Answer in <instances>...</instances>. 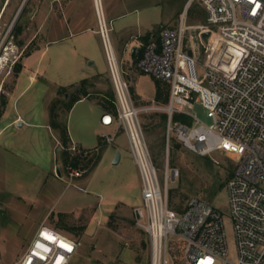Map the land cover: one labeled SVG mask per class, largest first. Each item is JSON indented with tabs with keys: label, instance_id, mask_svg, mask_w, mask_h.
Here are the masks:
<instances>
[{
	"label": "rangeland",
	"instance_id": "obj_1",
	"mask_svg": "<svg viewBox=\"0 0 264 264\" xmlns=\"http://www.w3.org/2000/svg\"><path fill=\"white\" fill-rule=\"evenodd\" d=\"M185 1L131 0L132 12L126 19L141 27L155 23L154 29L158 31L161 27L174 23ZM40 5L41 0H0V100L3 97L6 100L3 110L5 113L2 117L3 112L0 114V126L11 121L17 114L25 121L34 123L22 126L11 123L0 136V143L6 140L14 149L13 152L5 153L3 173H0V209L3 210V215L0 213V264H14L20 258L34 229L38 227L40 218L50 208L51 211L66 212H51L46 216V223L79 242L70 264H148V237L136 224L134 213V208L140 204L139 176L129 152L126 135L120 129L121 132L118 131V136L114 137L115 142L103 141L98 144L97 133L104 129L95 127L94 130L93 117L103 112L95 100L99 97L96 91L113 90L110 77L107 75L99 79V87H87L90 96L78 100L70 109L66 107L74 88L62 84L71 79L67 76L66 69L71 65L69 61L62 60V63L59 61L52 67L48 64V74H44L46 62L51 57L53 60L57 51L61 50L57 55L59 57L62 49L59 45L45 44L42 34L34 38L35 30L42 26ZM189 9L187 8L186 23H203V12L196 1H191ZM170 18L173 23L160 24ZM104 20L106 26L110 27L106 15ZM95 22L98 29V23L96 20ZM198 31V27L189 28L185 39L187 42H195V67L202 81L204 47L196 37ZM190 35L194 38L191 39ZM109 37L111 40V31ZM206 38L203 37L205 42ZM90 42L96 65L107 68L99 34ZM37 44L40 46L39 50L28 57ZM215 46L218 47V42L212 35L208 52L213 51ZM45 47L46 50L37 62ZM224 54L225 61L226 56L235 58L228 47ZM23 59L25 65L32 67L31 70L36 66V72L31 77V70H25L15 85L19 75V72H15V67L17 64L23 66ZM225 65L223 63L218 66L224 68ZM146 75L148 77L139 79L145 91L153 86L154 79L149 74ZM14 85L15 90L9 99V92ZM62 87L66 88L59 91ZM134 103L136 106L150 107L140 112L139 118L161 184L165 158L170 167L178 169L179 176L169 181L171 205L180 207L187 198L197 197L218 207L223 215L228 256L234 259L235 244L225 182L234 170L237 154L215 151L210 155H199L182 146L173 137L167 142L165 125L160 123L158 116L162 111L153 108L159 102L152 100L138 104L134 100ZM51 111L55 117H52ZM191 111L202 122H210L200 104L194 102ZM47 122L50 130L45 126ZM52 122L65 125L75 146L87 151V155L94 160V156L102 154L95 168H92L93 164L86 165L80 169V176L70 177L61 161L63 147L59 130L52 126ZM77 139H81L79 144L75 142ZM116 151L121 153V159L114 164Z\"/></svg>",
	"mask_w": 264,
	"mask_h": 264
},
{
	"label": "built area",
	"instance_id": "obj_2",
	"mask_svg": "<svg viewBox=\"0 0 264 264\" xmlns=\"http://www.w3.org/2000/svg\"><path fill=\"white\" fill-rule=\"evenodd\" d=\"M191 1L205 11V23L197 26L196 34L204 47L202 81L195 67V42L191 40L192 46L185 39L193 26L187 25L182 14L176 26L161 27L157 38L138 39L132 53L139 71L168 86L167 102L153 106L166 114L167 142L173 137L199 155L215 151L237 154L234 170L225 182L234 259L228 256L218 207L197 197L187 198L180 207L171 205L169 181L179 176L178 169L170 167L165 158L161 184L139 118V113L150 107L135 105L102 10L94 0L115 106L114 111L100 115V124L124 132L137 167L140 204L134 213L136 224L148 237V264H264V0L187 3ZM212 35L218 47L208 52ZM226 47L235 54L234 59L226 56L227 61L223 60ZM216 63L226 65L222 68ZM194 102L205 109L209 123L191 111ZM176 113L186 115L189 122L174 119ZM116 133L102 134L101 139L110 143ZM68 150L88 154L74 144ZM81 173L75 168L69 171L70 177ZM78 245L75 238L41 223L14 264H70Z\"/></svg>",
	"mask_w": 264,
	"mask_h": 264
},
{
	"label": "crops",
	"instance_id": "obj_3",
	"mask_svg": "<svg viewBox=\"0 0 264 264\" xmlns=\"http://www.w3.org/2000/svg\"><path fill=\"white\" fill-rule=\"evenodd\" d=\"M187 1L188 0L184 2L178 17L174 20V23H173V19L170 18V19L165 20L164 22H161L160 24L173 23L170 25L176 26L177 25L176 21L178 20L181 14L184 15L185 19L187 20V8L189 9L190 7V4L187 3ZM97 4H98V8H99V5H100V8L102 7L101 10H102L104 19H105V15L109 18L110 27L107 26V28L109 29V31H111L112 42L111 40L110 42L113 47L114 53L118 57L117 59L124 72V77L126 75L125 79L129 83L131 93H132L134 100L138 104H144L149 101L155 100L154 99L155 82H153L154 79L150 78L151 80L153 79L152 80L153 86L150 89L148 88L147 91H145L139 79L142 77H148V75L142 74L141 71H139L135 67L134 65L135 57L132 53V48L138 39L140 38L145 39L147 35H148V38H157L159 35L160 29L158 31L154 29L156 26L155 23L152 25L148 24L145 27H141V26H138V24L133 25L130 22V20H127L126 17H128L130 13L132 12L131 0H99V2L97 0ZM40 6L42 7V15H41V20H40V22H42V26L38 27L35 30L34 38H36L38 34H42V37L45 40L44 41L45 44H48V45L55 44L56 46L59 45L60 48L62 49V52L59 54V57L57 55L61 50L57 51L58 52L57 54H55V51H54L55 57H53V60L51 57L49 58L48 62H46L45 67H44L45 68L44 74L46 75L48 74L46 73L47 66L49 68L50 67L49 65H51L52 67L53 65L58 64L59 61L60 63H62V61L63 62L69 61L68 63L71 66L66 69H67V76L71 77V79H68L65 82V84H62L63 86L74 85L73 83L76 81L79 82L81 79H87L89 83L88 87H99L100 82L98 80L101 79L102 77H107V75L109 74H108V70L106 67H102V65H99V66L96 65L95 60L93 59L94 50H93L92 43L90 41H92L94 37L98 36L99 34V27L98 29L95 27V23H96L95 20L97 21V15H96V7H95L94 0H41ZM201 9L203 12V23H204L205 11L203 10L202 7ZM190 14L192 17L193 10L190 11ZM203 23H199V24L194 23L191 25L188 23L187 24L193 27H197ZM191 45L194 46L192 41H191ZM39 48L40 46L39 44H37L35 48L33 49V51H31L28 54V57L35 54L39 50ZM44 50H46V47L40 52L37 62L39 58L41 57L42 53L44 52ZM63 51H64V54H63ZM24 60L25 59H23V66H21V69L19 71V75L16 79L15 85L17 84V80L19 76L22 74V72H25V70L29 71L32 69V67L25 65ZM35 72H36V66L34 70H31L29 72V75L33 77ZM15 85L12 91L9 92V99L13 91L15 90ZM167 89H168V86H167ZM96 92L98 96H101L102 93L106 91L97 90ZM9 99H8L7 104L9 103ZM95 100L97 102V98ZM105 111L106 110L103 109V112ZM4 113L5 111L3 112L1 117L4 115ZM101 114H98V115L96 114L93 117L94 119L93 125H94V130H95V127H101L104 129L100 133H97V136H99L101 140V144H102L103 140L101 139V135L105 133L114 134L116 133V128L113 125H108V126L101 125L100 124ZM18 122H20V125H18ZM11 123L16 124L17 126H22L24 124H34L28 121H25L20 115L17 114L11 121L0 126V136L2 135V132L4 131V129H6L7 125ZM45 126L49 130L51 129L48 122L45 123ZM119 132L117 131L115 137L118 136ZM69 138H70L71 144H74L70 136ZM80 141L81 139L75 140L76 144H79ZM113 141L115 142V139ZM76 147L78 148V145H76ZM13 151H14L13 146L8 144L6 140H3L0 143V173L1 174L3 173L2 166H3L5 153L13 152ZM101 158H102V154L99 156L98 160L92 166V168L96 167V165L100 162ZM120 159H121V153L119 156V161ZM51 212H58V214H62L66 212V210H57V211L52 210L51 211V208L46 210L44 215L39 220V225L41 223H45L51 226L45 221L46 216L50 214ZM51 227L55 228L54 226H51ZM37 228L34 229L33 235Z\"/></svg>",
	"mask_w": 264,
	"mask_h": 264
},
{
	"label": "trees",
	"instance_id": "obj_4",
	"mask_svg": "<svg viewBox=\"0 0 264 264\" xmlns=\"http://www.w3.org/2000/svg\"><path fill=\"white\" fill-rule=\"evenodd\" d=\"M20 28H17V31H19ZM145 39H148V35L146 36ZM21 69V66L19 64H17V66L15 67V72L18 73ZM155 82V101L159 102V103H165L168 100V89L167 86L157 80L154 79ZM89 83L87 81V79H81L77 84L71 85L70 87L74 88V90L71 92L70 94V101L69 104L66 105V107L68 109L71 108V106L75 103V101L90 96V92L87 89ZM66 87H62L59 91L63 90ZM131 90V89H130ZM97 103L102 107V109L109 111V110H113L115 109L114 106V92L113 90H108L106 92H103L101 96H99L97 98ZM6 105V100L3 98H1L0 100V114H2L3 110H4V106ZM52 117H55L54 112L51 111ZM159 119H160V123L165 125L166 122V114L161 112L160 114H158ZM173 118L176 120H182L184 122H189V118L184 115V114H180V113H176L173 115ZM52 126L56 129L59 130V134H60V140H61V145H62V157H61V161L62 164L64 166V168L66 169L67 172L70 171V169H82L84 168L86 165L89 164H95L96 161L98 160V156H94L95 160L93 157L89 156V155H82L80 153H74L72 154L69 150V144H70V138L66 129L65 125H61L57 122H52ZM98 144H101V140L100 138L98 139ZM171 191V190H170Z\"/></svg>",
	"mask_w": 264,
	"mask_h": 264
},
{
	"label": "water",
	"instance_id": "obj_5",
	"mask_svg": "<svg viewBox=\"0 0 264 264\" xmlns=\"http://www.w3.org/2000/svg\"><path fill=\"white\" fill-rule=\"evenodd\" d=\"M204 35L206 36L207 33H205ZM18 125H20V122H18ZM58 149H59V148H58ZM119 156H120L119 151H116L115 156H114V159H113V163H114V164L117 163V162L119 161ZM56 172H57L58 175L60 174V172H59L58 169L56 170ZM0 213L3 215V210L0 209Z\"/></svg>",
	"mask_w": 264,
	"mask_h": 264
},
{
	"label": "bare ground",
	"instance_id": "obj_6",
	"mask_svg": "<svg viewBox=\"0 0 264 264\" xmlns=\"http://www.w3.org/2000/svg\"><path fill=\"white\" fill-rule=\"evenodd\" d=\"M98 5V4H97ZM99 9V8H98Z\"/></svg>",
	"mask_w": 264,
	"mask_h": 264
}]
</instances>
